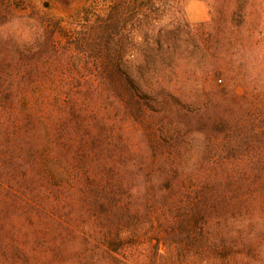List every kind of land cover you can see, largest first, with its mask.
I'll return each instance as SVG.
<instances>
[{
	"label": "trees",
	"instance_id": "1",
	"mask_svg": "<svg viewBox=\"0 0 264 264\" xmlns=\"http://www.w3.org/2000/svg\"><path fill=\"white\" fill-rule=\"evenodd\" d=\"M209 3L0 0V264H264V0Z\"/></svg>",
	"mask_w": 264,
	"mask_h": 264
},
{
	"label": "rangeland",
	"instance_id": "2",
	"mask_svg": "<svg viewBox=\"0 0 264 264\" xmlns=\"http://www.w3.org/2000/svg\"><path fill=\"white\" fill-rule=\"evenodd\" d=\"M38 6L48 15H52L62 21V26L63 27H67L71 33L72 30L74 29V27H72L70 25V21L69 18L71 17V15L80 12L79 10L84 8V7H91L93 5V2H95L96 0H76V3H74L71 7L69 6L67 3L65 4V2L63 4L60 5H53L52 4V0H36ZM210 0H185V10H186V16L187 19L194 24L200 23V22H192L191 17H190V8L193 9V11L195 13L198 14H203L205 15L204 21L202 22H208L211 19V6L209 3ZM50 3L51 6L47 7L46 4ZM104 6V5H103ZM103 6L100 8L102 9ZM27 11L25 9H17L16 10V21L17 24L15 25V27L13 29H18L20 30V33L24 36V37H28L30 35V31L31 28L29 25H24L21 27H18V21L23 20L26 17ZM11 20V17H10ZM10 28V22L5 24L4 27L0 28V41H7L10 39V30H13Z\"/></svg>",
	"mask_w": 264,
	"mask_h": 264
},
{
	"label": "crops",
	"instance_id": "3",
	"mask_svg": "<svg viewBox=\"0 0 264 264\" xmlns=\"http://www.w3.org/2000/svg\"><path fill=\"white\" fill-rule=\"evenodd\" d=\"M190 17H191L192 22L202 23V21H204L205 15L195 13L193 9L190 8Z\"/></svg>",
	"mask_w": 264,
	"mask_h": 264
}]
</instances>
